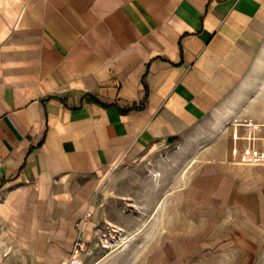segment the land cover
<instances>
[{"label":"crops","instance_id":"0c3cea01","mask_svg":"<svg viewBox=\"0 0 264 264\" xmlns=\"http://www.w3.org/2000/svg\"><path fill=\"white\" fill-rule=\"evenodd\" d=\"M263 64L264 0H0V205L38 187L69 205L72 183L163 146L205 144L207 170L241 172L228 124L264 123V104L248 106ZM254 167L250 193L230 175L219 192L261 222ZM29 230L41 248L61 234L39 219Z\"/></svg>","mask_w":264,"mask_h":264},{"label":"rangeland","instance_id":"374dc122","mask_svg":"<svg viewBox=\"0 0 264 264\" xmlns=\"http://www.w3.org/2000/svg\"><path fill=\"white\" fill-rule=\"evenodd\" d=\"M259 73L251 107L264 104V67ZM206 146L150 149L92 184L72 183L69 205L54 203L53 191L51 197L39 187L25 191L19 206L0 205V250L21 264H66L75 237L84 235L91 243L83 264H264V221L249 207L221 199L238 178L236 190L250 193L255 167L240 166L245 170L233 177L225 169L207 170L209 162L198 154ZM85 214H91L87 224ZM36 219L61 231L48 236L44 248L27 237ZM94 225L104 230L99 237Z\"/></svg>","mask_w":264,"mask_h":264},{"label":"built area","instance_id":"2783aa9c","mask_svg":"<svg viewBox=\"0 0 264 264\" xmlns=\"http://www.w3.org/2000/svg\"><path fill=\"white\" fill-rule=\"evenodd\" d=\"M230 127L231 148L233 161L246 166H264V139L260 133L264 124L248 118H237L228 124ZM90 214L85 216L87 221ZM104 230L97 226L93 236L99 237ZM90 240L79 235L73 242L72 250L67 264H83V255L88 253ZM4 264H21L17 262Z\"/></svg>","mask_w":264,"mask_h":264},{"label":"bare ground","instance_id":"6f19581e","mask_svg":"<svg viewBox=\"0 0 264 264\" xmlns=\"http://www.w3.org/2000/svg\"><path fill=\"white\" fill-rule=\"evenodd\" d=\"M263 116H264V112H263ZM102 178H103V175H102Z\"/></svg>","mask_w":264,"mask_h":264}]
</instances>
